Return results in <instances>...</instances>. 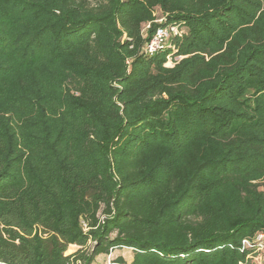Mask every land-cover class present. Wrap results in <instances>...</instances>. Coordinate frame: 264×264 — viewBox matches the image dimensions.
<instances>
[{
  "label": "trees",
  "instance_id": "1",
  "mask_svg": "<svg viewBox=\"0 0 264 264\" xmlns=\"http://www.w3.org/2000/svg\"><path fill=\"white\" fill-rule=\"evenodd\" d=\"M263 185L264 0H0V261L254 264Z\"/></svg>",
  "mask_w": 264,
  "mask_h": 264
},
{
  "label": "built area",
  "instance_id": "2",
  "mask_svg": "<svg viewBox=\"0 0 264 264\" xmlns=\"http://www.w3.org/2000/svg\"><path fill=\"white\" fill-rule=\"evenodd\" d=\"M164 18L156 19V22H163ZM151 27V23H148L144 31L147 32ZM186 33V28L181 27L177 24H167L161 25L156 28L153 32L150 39L146 42L144 46L145 52L149 54H155L158 51L164 49L165 47L169 46L174 49V53L176 51V42L183 38L184 34ZM171 53L167 57L166 66H173L178 60L184 57V55H174ZM264 191V185L261 188ZM245 246H251L255 248L259 254L262 250H264V232H259L256 234L253 241L245 239L244 240ZM111 256V254H110Z\"/></svg>",
  "mask_w": 264,
  "mask_h": 264
},
{
  "label": "rangeland",
  "instance_id": "3",
  "mask_svg": "<svg viewBox=\"0 0 264 264\" xmlns=\"http://www.w3.org/2000/svg\"><path fill=\"white\" fill-rule=\"evenodd\" d=\"M79 248L78 245H72L69 246V249L67 250L66 254H71L73 252H75L77 249ZM124 254L126 255H131V253L133 252L132 249L129 248H124ZM114 260H116V257L114 256H110L107 254H101L99 256L96 257V259L94 260V262L92 264H121V263H117ZM253 262L254 264H264V254L263 253H258L257 252V256H255L253 258Z\"/></svg>",
  "mask_w": 264,
  "mask_h": 264
},
{
  "label": "crops",
  "instance_id": "4",
  "mask_svg": "<svg viewBox=\"0 0 264 264\" xmlns=\"http://www.w3.org/2000/svg\"><path fill=\"white\" fill-rule=\"evenodd\" d=\"M123 251H124V248L123 249H116L112 252L111 255L114 257L123 256L126 259L127 263H130V261L133 258V252L131 253V255H126V254H124Z\"/></svg>",
  "mask_w": 264,
  "mask_h": 264
},
{
  "label": "water",
  "instance_id": "5",
  "mask_svg": "<svg viewBox=\"0 0 264 264\" xmlns=\"http://www.w3.org/2000/svg\"><path fill=\"white\" fill-rule=\"evenodd\" d=\"M0 264H9V263H6V262H3V261H0Z\"/></svg>",
  "mask_w": 264,
  "mask_h": 264
}]
</instances>
